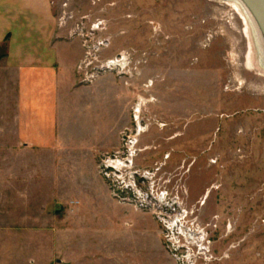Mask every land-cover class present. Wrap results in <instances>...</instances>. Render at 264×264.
<instances>
[{
	"label": "rangeland",
	"instance_id": "obj_1",
	"mask_svg": "<svg viewBox=\"0 0 264 264\" xmlns=\"http://www.w3.org/2000/svg\"><path fill=\"white\" fill-rule=\"evenodd\" d=\"M231 4L55 0L81 61L100 46L53 149L19 134L0 61V264H264V69Z\"/></svg>",
	"mask_w": 264,
	"mask_h": 264
},
{
	"label": "crops",
	"instance_id": "obj_2",
	"mask_svg": "<svg viewBox=\"0 0 264 264\" xmlns=\"http://www.w3.org/2000/svg\"><path fill=\"white\" fill-rule=\"evenodd\" d=\"M60 30L55 0H0V47L7 44L1 69L17 77L19 134L39 148L66 139L59 132L62 94L84 89L75 74L81 44Z\"/></svg>",
	"mask_w": 264,
	"mask_h": 264
},
{
	"label": "bare ground",
	"instance_id": "obj_3",
	"mask_svg": "<svg viewBox=\"0 0 264 264\" xmlns=\"http://www.w3.org/2000/svg\"><path fill=\"white\" fill-rule=\"evenodd\" d=\"M233 8L240 13V15L242 16L243 21L245 22V25L251 28L252 32H253V37L255 39V44H256V48H257V52H258V56H259V64L258 67H260V69H264V50H263V38L260 34V23L256 17V15L253 13L252 9L250 7H248L245 3H243V1L241 0H232V4ZM251 52V49H250ZM252 57L251 55H249V64L252 67ZM259 70V68H258ZM142 130L138 127L137 132H141ZM132 158V156H129V160ZM129 160H127V162H129ZM117 162L113 163V168L117 169L119 168V166H124L123 164H119Z\"/></svg>",
	"mask_w": 264,
	"mask_h": 264
},
{
	"label": "built area",
	"instance_id": "obj_4",
	"mask_svg": "<svg viewBox=\"0 0 264 264\" xmlns=\"http://www.w3.org/2000/svg\"><path fill=\"white\" fill-rule=\"evenodd\" d=\"M97 28H98V25H96V26L94 25L92 27V31L94 29H97ZM99 46H100V44L97 43L96 46H92L91 48L87 47L88 52H86L85 59L83 61H81L80 65L78 66V70L79 71H81L82 66L87 64V62L89 61L90 57H94L93 51L99 50ZM85 47H86V45H85ZM91 50H93V51H91ZM118 67H121L120 66V60L118 58L113 59V60H108V61H106L104 63H100L98 66L93 67L92 71H94V75L89 76V79L92 80V78H94L96 75H98L99 72H103V71H106V70H111V71L117 70Z\"/></svg>",
	"mask_w": 264,
	"mask_h": 264
},
{
	"label": "water",
	"instance_id": "obj_5",
	"mask_svg": "<svg viewBox=\"0 0 264 264\" xmlns=\"http://www.w3.org/2000/svg\"><path fill=\"white\" fill-rule=\"evenodd\" d=\"M248 7H250L253 13L256 15L260 23V34L263 38V50H264V0H241Z\"/></svg>",
	"mask_w": 264,
	"mask_h": 264
}]
</instances>
